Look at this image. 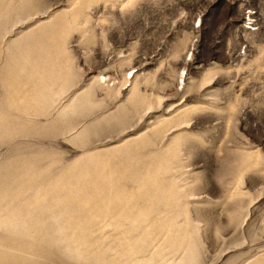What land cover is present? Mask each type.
<instances>
[{
	"label": "rangeland",
	"instance_id": "374dc122",
	"mask_svg": "<svg viewBox=\"0 0 264 264\" xmlns=\"http://www.w3.org/2000/svg\"><path fill=\"white\" fill-rule=\"evenodd\" d=\"M0 264H264V0H0Z\"/></svg>",
	"mask_w": 264,
	"mask_h": 264
}]
</instances>
